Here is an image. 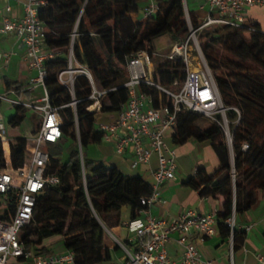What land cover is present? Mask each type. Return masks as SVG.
I'll return each mask as SVG.
<instances>
[{"label": "trees", "instance_id": "16d2710c", "mask_svg": "<svg viewBox=\"0 0 264 264\" xmlns=\"http://www.w3.org/2000/svg\"><path fill=\"white\" fill-rule=\"evenodd\" d=\"M156 1L158 11L152 19H133L132 15L139 12L140 0H46L40 13L46 32L45 46L59 50L60 54L45 63L44 85L50 105L59 108L62 119V137L58 143L48 145L47 151L51 172L60 182L39 197L30 223L21 230L20 242L26 250L51 255V248L42 243L58 237L64 250L74 253V264H106L118 248L104 246L101 222L106 225L108 218L113 217L119 223L123 207L129 209L130 220L138 218L140 211L147 208L140 202L151 194L149 183L141 177L127 176L115 166L85 158L83 150L102 141V134L95 126L96 113L87 111L90 104L87 98L91 94L89 80L84 75H76L71 93L57 77L68 68V47L76 30V60L87 67L98 90H109L101 101L100 112H119L129 98L128 89L123 87L129 80L128 59L139 51L151 56L153 40L163 34H169L173 42L187 37L183 0ZM188 16L192 27H198L197 16L192 11H188ZM247 28L253 31L249 33ZM198 42L222 105L227 109L233 164L222 129L215 124L200 127L204 118L199 114L181 111L177 115L171 143L179 146L189 139L210 142L218 159V169L213 175L198 172L185 186L202 198L221 199L217 229L225 240L230 237L225 221L232 212L237 215L248 211L256 203L257 194H264V30L251 23L243 29L213 26L199 33ZM155 62V82L178 92L183 81L182 63ZM174 80L179 81V86H173ZM4 86L7 91H21L19 85L9 81ZM142 91L158 107L159 92L147 86H142ZM74 101L77 103L73 106ZM162 101L170 105L165 95ZM14 107L16 114L10 120L13 128L24 121L28 110ZM68 139L72 140V148L68 159L61 161L59 157ZM243 145L248 148L243 150ZM10 148L13 167L19 168L26 158L24 139L12 138ZM8 217L5 209L0 218ZM239 238L235 231L234 249Z\"/></svg>", "mask_w": 264, "mask_h": 264}, {"label": "built area", "instance_id": "2783aa9c", "mask_svg": "<svg viewBox=\"0 0 264 264\" xmlns=\"http://www.w3.org/2000/svg\"><path fill=\"white\" fill-rule=\"evenodd\" d=\"M23 16L18 21L4 18L0 26V34H15L24 47L28 69L33 72L29 79L30 91L41 89L43 95L39 100L24 101L15 96V91L0 93V104L21 106L39 112V123L32 137L24 138L26 158L19 168H14L10 148L11 138L7 136L6 124L0 113V207L8 211V218H0V264H74V253L64 251L58 255L36 254L26 250L20 242L21 230L30 223L33 209L39 197L59 184L58 176L51 172V159L47 146L56 144L62 137V119L59 108L50 105L47 89L45 63L60 54L57 49L45 46L46 32L40 13L46 0H20ZM145 3L142 11L143 19H152L157 11L156 0H140ZM208 12L198 27L191 25L188 12L184 8L188 27L187 37L173 42L165 53L139 51L127 61L129 80L123 85L128 89V101L117 112L112 122L95 124L96 130L102 134V141L112 143L117 155L130 151L132 158L130 167L136 169L140 165H149L155 156L156 166L151 170V194L141 199V205L147 207L140 211L136 219L123 223L127 237L121 241L113 237L118 248L113 259L106 264H214L204 258L192 242L197 237L200 242L216 233L217 215L210 213L198 215L188 210L170 220L157 219L148 215L149 208L159 202L161 188L175 178L176 152L173 145L166 143V132L176 126L177 115L181 111L196 113L222 129L226 143L231 142L230 131L213 75L202 55L198 42L199 33L208 27L227 26L232 29H243L246 24V10L253 6H264V0H207ZM10 8H6L9 12ZM249 33L253 29L247 28ZM73 31L68 47V68L59 73L58 82L73 93L76 75H84L90 82L91 94L87 111L98 113L101 101L109 90H98L92 75L84 64L74 56V45L77 40ZM180 61L183 65V81L178 92L161 87L154 80L155 61ZM0 61L8 62L6 55H0ZM174 80L173 86H179ZM142 86L154 88L159 92L158 107L153 106V99L142 91ZM163 95L170 101L164 104ZM74 101L71 105H75ZM222 114L221 121L216 113ZM237 113L238 111L234 109ZM239 114V113H238ZM215 124V125H216ZM247 145L242 149L246 150ZM78 154L81 165L82 181L85 186L83 170V154L78 139ZM235 213L225 221L230 230L228 244L232 250V236L235 232ZM249 227L245 228L248 231ZM177 236L176 243L183 252L178 258L171 257L166 249L171 236ZM257 261L264 264V256H257ZM232 264V260L230 262Z\"/></svg>", "mask_w": 264, "mask_h": 264}, {"label": "crops", "instance_id": "0c3cea01", "mask_svg": "<svg viewBox=\"0 0 264 264\" xmlns=\"http://www.w3.org/2000/svg\"><path fill=\"white\" fill-rule=\"evenodd\" d=\"M207 0H183L184 8L192 11L201 22L208 12ZM9 7L10 11L6 12ZM246 24H257L264 30V6H253L246 10ZM23 16L22 3L20 0H0V26L4 18L12 21H18ZM133 19H140V13L132 15ZM142 18V17H141ZM0 55H6L8 62L0 61V93L12 92L7 91L4 84L9 81L14 85L20 86V92H15L16 97L24 101L39 100L43 93L41 89L30 91L28 88L29 79L33 76V72L28 69L25 59L24 47L21 40L13 33L0 34ZM113 115L108 122H112L117 112L101 113L96 115ZM95 124L100 123L96 121ZM40 119V118H39ZM39 120L36 123L32 133L35 132ZM173 130L166 132V143L172 145L171 137ZM23 138V137H22ZM176 152V170L175 178L165 184L159 195V202L152 205L148 210V215L157 218L170 220L182 215L184 212L191 210L198 215H206L215 213L218 216L221 210V199L218 198H202L191 188L185 186L190 178H195L197 173L202 171L207 175H213L218 169L219 163L216 154L210 142H198L189 139L182 145L173 146ZM88 159L94 162H102L107 166H115L120 172L127 176L141 177L151 186V170L156 166V158H151L149 165H140L136 169L130 167L132 155L130 151H126L122 155H117L114 151L112 143L101 141L99 144L92 145ZM123 207L119 213V223L113 217H109L106 223V232L108 226L117 233V239L123 241L127 237V232L123 227V223L129 220V209L127 208L126 218L121 217ZM123 219V220H122ZM218 220V217H217ZM216 220V233L212 237H207L200 242L197 237H192V242L196 245L201 255L214 262V264H261L257 261V256H264V194L258 193L256 203L246 212L235 215V231L240 237L237 240V248L230 250L228 239L223 240L218 232ZM249 227L248 231L245 228ZM55 238V237H54ZM177 236L173 234L166 244V249L171 257L178 258L183 249L176 243ZM62 243L61 238L53 240V238L43 241L42 245L52 248L57 243ZM104 246L110 249L115 247L113 244ZM63 246V243H62ZM51 253V255H58ZM117 252V251H116ZM115 252V254H116Z\"/></svg>", "mask_w": 264, "mask_h": 264}, {"label": "rangeland", "instance_id": "374dc122", "mask_svg": "<svg viewBox=\"0 0 264 264\" xmlns=\"http://www.w3.org/2000/svg\"><path fill=\"white\" fill-rule=\"evenodd\" d=\"M144 6H145V3L140 2L139 12H138V13H140V18L142 17V11H143ZM172 43H173V40L171 39L170 35L169 34H163L161 36L156 37L153 40L152 47H153V50L157 53H165L169 50ZM76 51H77V54L79 55L78 48L76 49ZM226 111H227V109H226ZM226 111H225V116H226ZM0 113H1L2 117L4 118V122L6 124L7 136L11 139L16 138V137H21V138L23 137V139L32 137L33 136L32 129H34L37 121L40 118L39 112H36L35 110H32V109L27 110L24 121L18 127L13 128L10 125V120L16 114L15 107H12L7 103H2V104H0ZM111 116H113V115H111ZM111 116L105 115V114L104 115L99 114V115H96V121L100 122V123H104V122H107L109 118H112ZM215 117L218 121H221L222 114L219 113V109H218V112L216 113ZM236 122L237 121H235L234 124ZM209 124H216V123H213V121H210V120L204 118L199 125H200V127L203 128V127L208 126ZM227 124H228V121H227ZM216 125H218V124H216ZM228 128H229V126H228ZM229 131H230V129H229ZM91 147H92V145L88 146L87 148H85L83 150L85 158H88V154L91 152L90 151ZM71 148H72V140L68 139L66 141V143L64 144L63 149H62V153L59 157L61 161H66L68 159L69 152H70ZM1 211H2V207H0V213H1ZM126 216H127V208H125V210H122V212H121L122 218H126ZM101 225H102L104 233H105V243L107 245L113 244V237H117L116 231L108 226L107 227L108 232H106V225L102 222H101ZM58 239H59L58 237L53 238V240H58ZM51 250H52V253L61 252L63 250L62 243L59 242V243L53 245Z\"/></svg>", "mask_w": 264, "mask_h": 264}, {"label": "water", "instance_id": "95a60500", "mask_svg": "<svg viewBox=\"0 0 264 264\" xmlns=\"http://www.w3.org/2000/svg\"><path fill=\"white\" fill-rule=\"evenodd\" d=\"M229 149H230V155H231V159H232V164H233V156H232V149H231V142L227 143Z\"/></svg>", "mask_w": 264, "mask_h": 264}]
</instances>
